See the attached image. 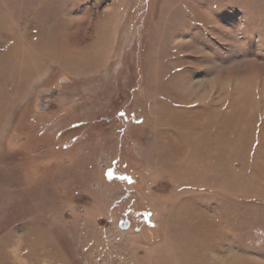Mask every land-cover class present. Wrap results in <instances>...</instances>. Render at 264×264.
Listing matches in <instances>:
<instances>
[{"label": "rangeland", "instance_id": "374dc122", "mask_svg": "<svg viewBox=\"0 0 264 264\" xmlns=\"http://www.w3.org/2000/svg\"><path fill=\"white\" fill-rule=\"evenodd\" d=\"M0 264H264V0H0Z\"/></svg>", "mask_w": 264, "mask_h": 264}, {"label": "flooded vegetation", "instance_id": "af4514ba", "mask_svg": "<svg viewBox=\"0 0 264 264\" xmlns=\"http://www.w3.org/2000/svg\"><path fill=\"white\" fill-rule=\"evenodd\" d=\"M125 226H130V221L129 220H127V223H126Z\"/></svg>", "mask_w": 264, "mask_h": 264}]
</instances>
